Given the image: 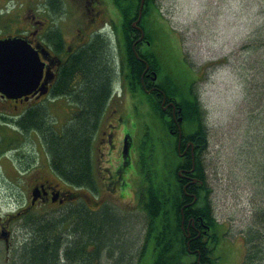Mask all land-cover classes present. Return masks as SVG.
Masks as SVG:
<instances>
[{
    "label": "flooded vegetation",
    "instance_id": "flooded-vegetation-1",
    "mask_svg": "<svg viewBox=\"0 0 264 264\" xmlns=\"http://www.w3.org/2000/svg\"><path fill=\"white\" fill-rule=\"evenodd\" d=\"M104 18H108L106 22H114L117 18L109 0H0V42L20 40L37 52L40 61L53 75V78L47 82L49 92L55 88L59 68L76 49L86 47L93 40L95 45L108 47V42L99 33L101 31L98 28ZM71 29H74L75 33L67 42L65 39L70 35L67 32ZM138 44L143 45L141 42ZM44 49L47 51L46 54ZM137 60L144 64V71L140 76L142 88L133 87L131 91L126 83L127 89L121 87L120 98L110 101L109 109L100 123L104 126L101 131L100 127L97 130L100 154L103 155V150H107L108 153L114 151L120 153L121 149L119 150L116 144L125 143L126 164H130V161L133 163L134 160L138 163V150L136 152L134 147L136 129L133 127V118L136 113L132 110L131 104L133 108L136 105L139 113L142 114L140 105H146V103L148 105L147 100L143 102L140 98L142 93L153 99V93L155 96L161 95V106L169 117L170 125L167 126V131L176 140L178 156L184 164L190 162V169L183 166V169L179 170L183 173L182 179L180 178L183 182V191L190 197L193 194L186 192L190 186L205 185L206 187L205 180H201L202 184H198L193 181L192 175L196 156L203 165L202 154L207 148L206 134H194L188 138L181 127L179 140L177 128L179 124L181 126V123L177 122L179 121L177 108L174 106L173 113L172 101L166 99L163 89L157 87L159 75L149 68L145 60L141 58ZM144 76L150 82H145ZM43 82L42 79L41 84ZM127 91L130 93H126ZM32 95L33 92L28 96L8 98L0 93V264H19L20 259L22 260L27 250V243L32 240L28 222L34 215H43L46 211H55L57 214L67 205L69 211H72L77 201L73 190L60 182L48 167L46 168L35 159V155L38 157L44 149L39 135V131H42L44 126V112L40 102L44 96ZM114 113H117L115 118H113ZM149 114L148 111L144 115ZM110 121H113V124L109 123ZM135 155L136 159H134ZM132 166L131 164L130 169H122L123 165L120 164L119 167L116 166L113 175L104 177L101 176L102 172L97 166L95 168L96 185L91 190L100 196L102 189L108 190L110 194H116L118 189L119 191L125 188L130 189V176L134 179L131 174ZM262 169V177L257 183L259 188H257L258 192L254 193L255 197L249 194L244 198L246 203L243 228L235 233L228 231L231 220L230 223L229 221L219 223L212 212L211 218L215 221L212 232L200 217H198L199 225L195 228V221L190 216L184 234L188 236L189 228H192L193 232L197 233L196 238L201 239L203 243L207 242L208 235L211 234L216 238L215 245L220 239L228 240L235 236L236 240L231 246H237L241 251L242 256L238 264H264V197H262L264 163ZM138 179L135 188L132 189V201L136 204L134 206H132L133 203L131 204L127 213L121 215V220L118 218L121 209L114 204L111 196L107 194L108 198L96 199L91 196L92 192L85 196V207L89 217L93 214L107 213L117 221H123L128 227L135 229L138 223L137 207L140 199ZM120 195L124 194L120 193ZM195 201L196 199L192 203ZM188 205L190 204L187 203L184 207H190ZM229 232L231 234H228ZM66 233H62V237L66 238ZM93 249L92 246L89 251ZM199 259L200 257H197V260L195 258L197 264H200ZM21 262L23 263V260Z\"/></svg>",
    "mask_w": 264,
    "mask_h": 264
},
{
    "label": "rangeland",
    "instance_id": "rangeland-1",
    "mask_svg": "<svg viewBox=\"0 0 264 264\" xmlns=\"http://www.w3.org/2000/svg\"><path fill=\"white\" fill-rule=\"evenodd\" d=\"M146 24L153 37V51L164 67L163 73L165 69L172 75L183 92L193 80L192 92L197 97L206 132L207 148L202 162L206 185L211 189L212 212L219 223L231 220L228 231L235 233L243 228L244 198L249 194L255 197L254 193L258 192L264 163V0H156ZM105 28L112 46L117 35L109 26ZM73 32L72 29L70 34ZM42 102L47 105L46 117L59 132L68 122L67 101L61 98L53 101L47 96ZM140 112L142 116L146 114L148 106L143 104ZM157 123L160 122L153 116L146 124ZM147 125L143 124L140 132L144 141L149 132ZM183 130L193 134L192 128L185 124ZM154 135L162 138L158 143L160 148L170 142L169 138L173 139L171 135H162V131L153 130ZM116 146L120 150V143ZM99 147V144L94 146L92 153L95 168L99 167L102 177L109 172L113 175L120 153L103 150L101 155ZM35 159L47 163L45 152L35 155ZM161 160L159 154V163ZM143 161L145 166L152 163L148 157ZM83 193L76 190L80 198H85ZM105 194L121 209V215L127 213L132 203V206L136 204L129 188L118 189L116 194L105 190L103 197L108 198ZM137 212L135 230L139 234L123 238L119 243L120 256L116 253L113 260L106 252L96 264H153L152 242L143 245L147 215L141 207ZM228 240L220 239L217 243L212 253L213 264L239 263L241 251L231 246L236 237ZM179 261L190 264L194 256L181 254Z\"/></svg>",
    "mask_w": 264,
    "mask_h": 264
},
{
    "label": "trees",
    "instance_id": "trees-1",
    "mask_svg": "<svg viewBox=\"0 0 264 264\" xmlns=\"http://www.w3.org/2000/svg\"><path fill=\"white\" fill-rule=\"evenodd\" d=\"M155 1L145 0L142 10L141 27L144 28V39L150 42L152 35L146 28V21ZM138 3L139 0H112L113 6L119 9L123 17L125 43L124 60L122 59L117 66L123 72V77H127L131 89L142 88L140 76L144 71V64L135 58L130 46L132 39H137L138 35L130 28L131 21L137 15ZM135 50L141 59L148 61L152 70L160 71L159 59L151 47L138 44ZM113 58L109 46L95 45L93 40L88 46L74 53L61 67L51 97H65L74 110L69 112L68 122L59 129V132L54 129L53 122L48 121L45 116L47 109L42 107L44 126L39 135L48 158V165L74 193L75 189L89 191L96 185L92 146L116 77ZM144 80L150 82L147 78ZM192 82L193 80L189 82L187 92H183L181 84L172 75L161 72L156 85L163 89L166 99L177 101L182 110L179 115L184 122L202 129L204 126L201 109L197 97L192 92ZM153 96L154 99L142 93L140 98L143 102L147 100L155 118L160 122V131L164 135L165 128L169 126L167 121L169 117L161 107L162 96H155L154 93ZM153 137H148L151 146L148 151L146 150L148 153L146 157L152 163L149 167L147 164L146 172L144 171L148 188L141 201L142 210L147 215L144 241L152 242L153 264H183L179 261L181 254L193 255L196 260L200 257V264H211L216 238L209 234L207 242L203 243L201 239L196 238L197 233L193 232L192 228H189L188 237L183 232L190 216L195 221V228L199 225L198 217L205 221L211 230L214 227L210 200H207L210 190L205 185L196 190L195 186H190L186 192L196 196V201L192 203V197L186 196L182 187L179 189L177 183L181 185L183 182L176 175V170L181 165L190 169V162L184 164L177 156L175 142H166L160 148L158 143L162 140L161 136ZM159 154L162 156L160 162L162 170L158 161ZM141 160L143 161L142 158ZM193 172L197 179L205 180L204 168L197 156L194 159ZM76 195L79 198L72 211H69L67 205L60 213L46 211L43 215L37 214L30 219L28 230L32 240L27 243V250L22 257L23 263L20 259L19 264H96L106 252L114 260L116 253L121 255L119 243H122L123 238L139 234V231L131 229L126 223L117 221L107 213L102 212L89 217L85 198ZM187 203L191 209L184 207ZM64 232H69L66 233V238L62 237ZM92 246L94 249L89 251ZM62 260L64 262H61ZM196 260L190 264H197Z\"/></svg>",
    "mask_w": 264,
    "mask_h": 264
},
{
    "label": "water",
    "instance_id": "water-1",
    "mask_svg": "<svg viewBox=\"0 0 264 264\" xmlns=\"http://www.w3.org/2000/svg\"><path fill=\"white\" fill-rule=\"evenodd\" d=\"M142 4L143 0L140 3L136 24L140 21ZM136 29L141 31L140 28ZM43 67L30 46L19 40L0 42V92L8 98L29 95L34 91L42 79ZM45 75V78L51 79L47 72ZM38 91L39 95L46 94V85L42 84Z\"/></svg>",
    "mask_w": 264,
    "mask_h": 264
},
{
    "label": "bare ground",
    "instance_id": "bare-ground-1",
    "mask_svg": "<svg viewBox=\"0 0 264 264\" xmlns=\"http://www.w3.org/2000/svg\"><path fill=\"white\" fill-rule=\"evenodd\" d=\"M130 209V208H129ZM133 210V209H132Z\"/></svg>",
    "mask_w": 264,
    "mask_h": 264
}]
</instances>
